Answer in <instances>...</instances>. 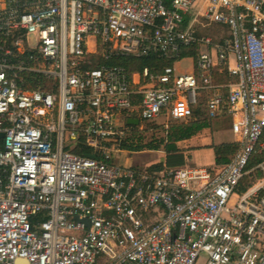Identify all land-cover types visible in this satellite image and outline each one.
I'll use <instances>...</instances> for the list:
<instances>
[{"label":"built area","instance_id":"2783aa9c","mask_svg":"<svg viewBox=\"0 0 264 264\" xmlns=\"http://www.w3.org/2000/svg\"><path fill=\"white\" fill-rule=\"evenodd\" d=\"M139 58L171 66L114 65ZM201 92L230 119L228 165L115 163L128 121H187ZM262 155L264 0H3L0 264H264Z\"/></svg>","mask_w":264,"mask_h":264},{"label":"trees","instance_id":"16d2710c","mask_svg":"<svg viewBox=\"0 0 264 264\" xmlns=\"http://www.w3.org/2000/svg\"><path fill=\"white\" fill-rule=\"evenodd\" d=\"M197 34V32L195 31ZM195 56L193 53H184L182 58ZM113 64V63H111ZM114 65L123 67L128 72V75H134L141 72L143 69H148L150 72L161 73L165 68L171 66L170 63L164 62L157 58H139V59H120L114 62ZM234 83V80L228 79L224 74L217 75L214 80V85H228ZM225 97V91H222ZM211 92H201L197 96L196 105L192 107V116L187 121H175L171 118L167 121V126L162 127L156 124L145 123L143 128L149 132L159 131L161 136H152L148 142L142 144V138L137 136L138 130L131 127L130 136H128L120 145L121 150L130 153H139L142 151L161 152L164 156L163 164H155L146 169L151 175L158 174L162 167L166 168H186L191 161V152L198 150L190 147H181L182 144H187L202 136L205 132H216L219 130L230 129V119L225 112H219L214 119H210L207 115L206 105L211 98ZM144 129V130H145ZM212 154V164L206 167L207 170L219 169L228 165L234 158L237 152V144L235 142L222 145L207 146ZM80 156H89L88 150L78 147L75 151ZM258 162L264 160V155L257 159ZM133 169H136L133 167ZM38 217V216H37ZM39 218H33V220Z\"/></svg>","mask_w":264,"mask_h":264},{"label":"rangeland","instance_id":"374dc122","mask_svg":"<svg viewBox=\"0 0 264 264\" xmlns=\"http://www.w3.org/2000/svg\"><path fill=\"white\" fill-rule=\"evenodd\" d=\"M197 28L204 35L216 34L221 31L225 33L227 31L225 27L215 25L207 21L198 23ZM193 63V58L186 57L174 64V70L177 74L181 75L191 74L193 72ZM163 120L164 119L160 118V120L155 121L154 124L161 125L164 122ZM144 127L146 128L147 126L145 125ZM145 128H143L141 132L137 133V136H140L143 139L142 144L148 142L152 136H161L159 131L153 133V131H146ZM234 141L235 137L230 133V131L224 129L216 132L207 131L191 144H182V147L198 149L191 152L192 159L186 168H206L210 166L212 164V154L208 149H206V147L210 145L218 146L222 144H230ZM115 163L122 167H135L136 169L146 170L152 165L163 164L164 156L161 152L152 154L142 151L139 153L124 154L121 157L119 156V159L116 160ZM199 264L201 263L199 262Z\"/></svg>","mask_w":264,"mask_h":264},{"label":"water","instance_id":"95a60500","mask_svg":"<svg viewBox=\"0 0 264 264\" xmlns=\"http://www.w3.org/2000/svg\"><path fill=\"white\" fill-rule=\"evenodd\" d=\"M127 125L128 126H132V127H136V126H138V121L130 120V121L127 122Z\"/></svg>","mask_w":264,"mask_h":264},{"label":"crops","instance_id":"0c3cea01","mask_svg":"<svg viewBox=\"0 0 264 264\" xmlns=\"http://www.w3.org/2000/svg\"><path fill=\"white\" fill-rule=\"evenodd\" d=\"M3 7V0H0V9ZM193 141H190L189 143L187 144H191ZM185 145V144H184ZM181 146V145H180ZM182 147V146H181ZM149 153H152L154 154L155 152H149Z\"/></svg>","mask_w":264,"mask_h":264}]
</instances>
